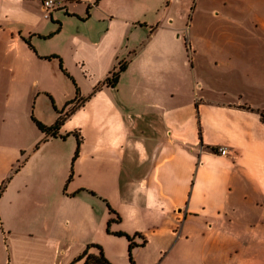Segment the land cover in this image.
<instances>
[{
	"label": "crops",
	"instance_id": "0c3cea01",
	"mask_svg": "<svg viewBox=\"0 0 264 264\" xmlns=\"http://www.w3.org/2000/svg\"><path fill=\"white\" fill-rule=\"evenodd\" d=\"M42 2L0 0V264H73L92 244L133 264L126 234L136 264L177 248L178 264H259L264 0H194L188 24L177 0H64L48 17ZM191 39L223 88L187 102ZM33 116L65 121L54 136Z\"/></svg>",
	"mask_w": 264,
	"mask_h": 264
},
{
	"label": "rangeland",
	"instance_id": "374dc122",
	"mask_svg": "<svg viewBox=\"0 0 264 264\" xmlns=\"http://www.w3.org/2000/svg\"><path fill=\"white\" fill-rule=\"evenodd\" d=\"M167 4V3H166ZM260 5H262L264 7V2L259 3ZM176 9H179L180 11H185L187 13V24L189 22V18L191 16H193V8H194V0H177V4H176ZM193 39H191L190 41L187 40V49H186V55H187V68L184 72V78L186 80L185 85L183 87L184 91H185V96L187 99V102H190L191 100L195 101L198 98V93L199 95L202 94H210L211 90L214 89L216 90H221L223 87L222 84L219 83V81H217V79H215V77L217 76L216 74H214L212 72V60L210 59V57L208 55H206V53H202L199 51H196L194 49L193 46ZM195 57H197V60L194 61ZM65 79V78H64ZM65 82L67 86L65 87H61L63 84L61 82L58 83V92L56 94V98H58V101L60 102V104H64L63 102H71L74 101L77 96H76V88L75 85L73 84V82L68 81L67 79H65ZM54 84V83H53ZM87 85V83H85ZM56 85V84H55ZM84 85V83H83ZM32 121V120H31ZM35 133L37 132V128L35 130ZM30 130H28V136H29ZM29 151H27V153L25 154L28 155ZM128 173H124V177L122 179L123 184L125 185L128 181L131 180L130 176L127 175ZM193 181H194V177H193ZM8 184L7 181H5V183L2 185V188H4V186H6ZM235 229H233V231H231V233H226L227 236L230 238L231 236H234L235 238L238 237L237 235H239V231H241L243 233V235H247L250 232H253L255 229H257L256 226H249V227H243L241 229H239V227H234ZM180 229H177V232L175 233L176 237L180 236ZM231 240V239H230ZM230 241H228L229 243ZM4 236L1 230V226H0V249H3V244H4ZM227 244V243H226ZM5 245V244H4ZM198 245V244H197ZM251 245L254 246L255 243L251 242ZM193 247H196V245H192ZM261 251L258 252L257 256L258 257H251V260H255L257 262H259V264L264 263V248L260 249ZM178 248L170 254V256L162 262V264H178V259L180 256V252L178 253ZM250 258V257H249ZM196 259H199V257H197ZM161 260V259H160ZM191 264H193V260L192 258L189 259ZM228 259H224L221 257H218L216 259H214V257H208L206 256V258H202L200 262H202L201 264H232L231 262L227 261ZM239 261V258H235L234 264H236ZM224 262V263H223Z\"/></svg>",
	"mask_w": 264,
	"mask_h": 264
},
{
	"label": "trees",
	"instance_id": "16d2710c",
	"mask_svg": "<svg viewBox=\"0 0 264 264\" xmlns=\"http://www.w3.org/2000/svg\"><path fill=\"white\" fill-rule=\"evenodd\" d=\"M55 57H57V56H49L47 58H55ZM124 69H125V66L123 65V66H121L119 68V70L117 72H115V71L112 72L111 75L106 80V85L115 87L117 85V83H118L120 72H122ZM63 70L65 71L64 68H63ZM72 103H73V101L69 102L68 105H70ZM33 120L36 122V124L38 125V127L42 131L47 132V133H51L54 136H56V132L60 129V126L64 123L65 118L64 117L60 118L58 120V122L56 123V125H54L53 127L46 126L45 124L40 122L38 119H36L34 116H33ZM74 135L77 137V135L75 133H74ZM78 155H79V152L77 151L76 156L74 157V161L76 160ZM72 178H73V171L71 172V175H70L68 181H70ZM115 220L119 221L120 217L117 215V218ZM120 234H123V233H120ZM123 235H125V234H123ZM125 236H127L128 239L131 241V244H130V259H131V262L133 264H136V262H135V260L133 258V254H132V249H133V247L135 246L136 243L133 242L131 236H129L127 234ZM91 247L98 248L99 252L97 254H94V253H89L88 251H86L85 254L83 256H81L80 258H78L73 264H77V262L82 260V259H85V263L84 264H113L106 257V255L104 254L102 248L99 245L92 244L90 246V248Z\"/></svg>",
	"mask_w": 264,
	"mask_h": 264
},
{
	"label": "built area",
	"instance_id": "2783aa9c",
	"mask_svg": "<svg viewBox=\"0 0 264 264\" xmlns=\"http://www.w3.org/2000/svg\"><path fill=\"white\" fill-rule=\"evenodd\" d=\"M42 3L46 11V17H48L51 11L64 4V0H43ZM213 151L221 156H227L230 154V149L226 146L215 147L213 148Z\"/></svg>",
	"mask_w": 264,
	"mask_h": 264
}]
</instances>
